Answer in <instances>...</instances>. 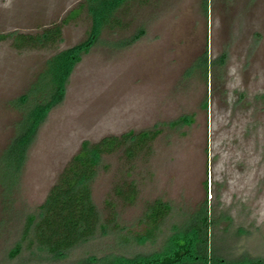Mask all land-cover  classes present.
<instances>
[{"label":"rangeland","instance_id":"obj_1","mask_svg":"<svg viewBox=\"0 0 264 264\" xmlns=\"http://www.w3.org/2000/svg\"><path fill=\"white\" fill-rule=\"evenodd\" d=\"M88 8L89 0H0V264L177 251L179 264H264V0H129L97 30ZM56 24L55 45L15 46L18 34ZM95 34L62 102L24 156L19 147L7 161L31 107L20 99L45 85L49 60ZM146 132L152 136L133 155L120 147L101 157L90 183L100 218L93 237L59 258L38 248L33 227L23 239L83 143ZM159 202L169 215L154 240H139ZM205 211L208 252L173 247Z\"/></svg>","mask_w":264,"mask_h":264},{"label":"trees","instance_id":"obj_2","mask_svg":"<svg viewBox=\"0 0 264 264\" xmlns=\"http://www.w3.org/2000/svg\"><path fill=\"white\" fill-rule=\"evenodd\" d=\"M129 0H89V10L95 20V30L102 25L113 22L115 13ZM76 14L78 11H73ZM71 16V15H70ZM69 16V17H70ZM94 30V31H95ZM93 31V32H94ZM62 35L60 24L45 28L37 36L18 34L15 38V46L24 48H47L55 45ZM93 36L87 44L75 47L72 50L55 55L48 62V79L43 87L34 88L28 95L20 99L23 106L30 104V110L22 129L6 154L8 161L20 148L21 156H24L27 146L34 138L39 124L44 120L48 111L60 104L64 98L65 86L73 67L81 59L83 53H87L89 45L97 40ZM204 58V66L207 68V60ZM40 99L43 103H36ZM181 122L186 121L182 118ZM151 133L125 135L120 138H105L95 145L83 143L79 153L75 155L62 171L57 184L51 189L46 201L41 206L40 220L35 223L34 216L28 218L23 239H26L33 227L34 243L38 248L53 258H59L79 243L93 237L100 228V218L91 198L90 183L96 175L101 157L111 154L120 147H126V151L133 155L134 150H139L147 144ZM21 157V160H22ZM12 161V160H11ZM18 164V163H17ZM14 165V164H13ZM18 166V165H17ZM10 167V166H9ZM13 168V166H11ZM170 206L163 202L155 204L147 215V224L150 228L138 235L139 240H154L155 233L160 231V225L169 215ZM208 211H205L203 219L192 224L195 230L191 237L186 236L185 243L176 240L173 247L184 254L192 256V252L200 249V245L207 253L208 249ZM203 232V234H201ZM201 238L200 244L196 239ZM178 238V236H177ZM176 238V239H177ZM196 242V243H195ZM21 251V245H17L11 252V257L17 256ZM182 256L180 251L172 257L168 254H137L133 257H111L93 264H179ZM207 260V254L204 256Z\"/></svg>","mask_w":264,"mask_h":264}]
</instances>
